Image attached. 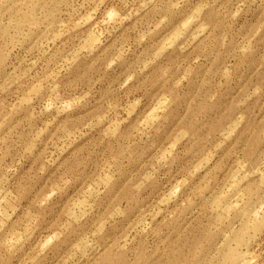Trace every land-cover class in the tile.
<instances>
[{"label":"clouds","instance_id":"obj_1","mask_svg":"<svg viewBox=\"0 0 264 264\" xmlns=\"http://www.w3.org/2000/svg\"><path fill=\"white\" fill-rule=\"evenodd\" d=\"M0 264H264V0H0Z\"/></svg>","mask_w":264,"mask_h":264}]
</instances>
